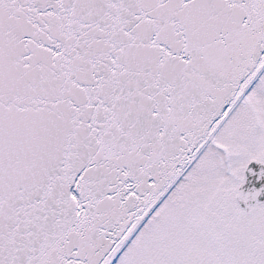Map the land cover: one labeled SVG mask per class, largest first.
<instances>
[{
	"label": "snow or ice",
	"instance_id": "obj_1",
	"mask_svg": "<svg viewBox=\"0 0 264 264\" xmlns=\"http://www.w3.org/2000/svg\"><path fill=\"white\" fill-rule=\"evenodd\" d=\"M0 264H264V0H0Z\"/></svg>",
	"mask_w": 264,
	"mask_h": 264
}]
</instances>
